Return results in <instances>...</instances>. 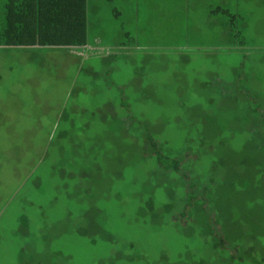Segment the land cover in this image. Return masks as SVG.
<instances>
[{
  "label": "rangeland",
  "instance_id": "rangeland-1",
  "mask_svg": "<svg viewBox=\"0 0 264 264\" xmlns=\"http://www.w3.org/2000/svg\"><path fill=\"white\" fill-rule=\"evenodd\" d=\"M89 5L95 54L0 48V264H264V0Z\"/></svg>",
  "mask_w": 264,
  "mask_h": 264
},
{
  "label": "trees",
  "instance_id": "trees-1",
  "mask_svg": "<svg viewBox=\"0 0 264 264\" xmlns=\"http://www.w3.org/2000/svg\"><path fill=\"white\" fill-rule=\"evenodd\" d=\"M89 4L90 0H0V48H59L70 52L85 51L87 57L95 54V47L90 46ZM231 18L233 21L232 15ZM86 45L90 46L89 49L85 48ZM119 48L123 54H126L127 48L135 53L140 49L138 46ZM173 48L179 50L184 47ZM244 48L247 47H241ZM146 139L161 168L180 171L183 158L164 154L158 140L151 134L148 133ZM192 201L193 197L190 196L181 218H184ZM219 240L220 246L225 248L226 241L222 238Z\"/></svg>",
  "mask_w": 264,
  "mask_h": 264
},
{
  "label": "crops",
  "instance_id": "crops-1",
  "mask_svg": "<svg viewBox=\"0 0 264 264\" xmlns=\"http://www.w3.org/2000/svg\"><path fill=\"white\" fill-rule=\"evenodd\" d=\"M86 49H89V46L88 45H86V47H85Z\"/></svg>",
  "mask_w": 264,
  "mask_h": 264
}]
</instances>
